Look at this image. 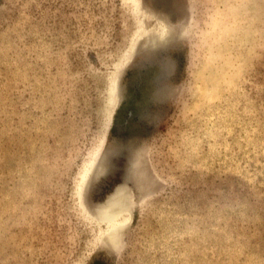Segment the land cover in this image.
Masks as SVG:
<instances>
[{
    "label": "rangeland",
    "instance_id": "374dc122",
    "mask_svg": "<svg viewBox=\"0 0 264 264\" xmlns=\"http://www.w3.org/2000/svg\"><path fill=\"white\" fill-rule=\"evenodd\" d=\"M0 264H264V0H0Z\"/></svg>",
    "mask_w": 264,
    "mask_h": 264
}]
</instances>
